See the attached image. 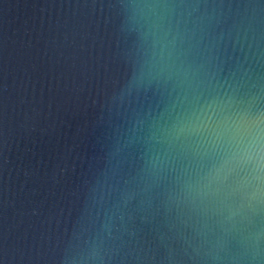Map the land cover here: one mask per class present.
Listing matches in <instances>:
<instances>
[{
	"label": "water",
	"instance_id": "water-1",
	"mask_svg": "<svg viewBox=\"0 0 264 264\" xmlns=\"http://www.w3.org/2000/svg\"><path fill=\"white\" fill-rule=\"evenodd\" d=\"M0 264H264V0H0Z\"/></svg>",
	"mask_w": 264,
	"mask_h": 264
}]
</instances>
